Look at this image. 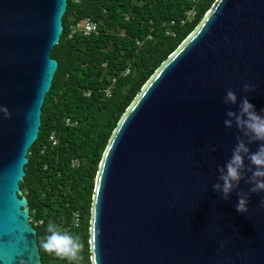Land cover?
<instances>
[{
  "label": "water",
  "instance_id": "obj_1",
  "mask_svg": "<svg viewBox=\"0 0 264 264\" xmlns=\"http://www.w3.org/2000/svg\"><path fill=\"white\" fill-rule=\"evenodd\" d=\"M68 6L0 0V264H42L21 183ZM245 98L264 119V0H217L112 136L94 195L93 264H264V189L252 191L264 167L250 159L264 140L237 123ZM237 150L241 178L224 198L213 186L223 188Z\"/></svg>",
  "mask_w": 264,
  "mask_h": 264
},
{
  "label": "trees",
  "instance_id": "obj_2",
  "mask_svg": "<svg viewBox=\"0 0 264 264\" xmlns=\"http://www.w3.org/2000/svg\"><path fill=\"white\" fill-rule=\"evenodd\" d=\"M216 1L69 0L64 33L52 53L59 67L21 183L42 264H93L94 195L112 136L146 83ZM87 19L99 25L98 32L73 33L72 26ZM52 232L80 246L75 259L43 247Z\"/></svg>",
  "mask_w": 264,
  "mask_h": 264
},
{
  "label": "clouds",
  "instance_id": "obj_3",
  "mask_svg": "<svg viewBox=\"0 0 264 264\" xmlns=\"http://www.w3.org/2000/svg\"><path fill=\"white\" fill-rule=\"evenodd\" d=\"M245 88H247V85H245ZM226 99L235 103V94L232 91H229ZM5 111L7 110L5 109ZM228 115L232 116L234 113L229 112ZM245 115L247 116V120L243 119ZM236 119L238 124L246 125V127L255 134L257 139L264 140V119L256 113L254 105H252L246 98L241 104V115L237 116ZM241 148H243V145H241ZM245 151L247 150L245 149ZM238 152L239 150H237L233 160L227 164V174L221 177L224 181L223 188L221 189L219 184L213 186L214 190H221L223 192L224 198H227L228 193L233 189V181L238 182L241 178L239 169L242 166V158ZM250 159L254 165L258 166V168L264 167V145H262L260 150L253 154ZM254 175L264 176V172L258 170ZM260 189H264V182H257L256 187L253 188L252 191L255 192ZM262 205H264V202H262ZM236 207L238 212L247 211L246 200L244 198L239 199ZM48 230L51 231V224H49ZM43 247L48 251L55 252L57 256L75 259L80 246L74 244L70 236L62 235L58 232H52V234L47 237Z\"/></svg>",
  "mask_w": 264,
  "mask_h": 264
},
{
  "label": "built area",
  "instance_id": "obj_4",
  "mask_svg": "<svg viewBox=\"0 0 264 264\" xmlns=\"http://www.w3.org/2000/svg\"><path fill=\"white\" fill-rule=\"evenodd\" d=\"M78 1V0H77ZM99 25L90 19H87L81 23L72 26L73 33L82 32L84 35L89 36L98 32ZM112 94L111 90L106 91V95L110 97ZM51 140L55 142V138L51 137ZM80 221L79 215L75 216V222L78 224Z\"/></svg>",
  "mask_w": 264,
  "mask_h": 264
}]
</instances>
